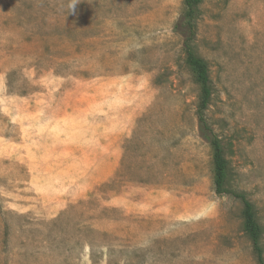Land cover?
Segmentation results:
<instances>
[{
    "label": "rangeland",
    "instance_id": "obj_1",
    "mask_svg": "<svg viewBox=\"0 0 264 264\" xmlns=\"http://www.w3.org/2000/svg\"><path fill=\"white\" fill-rule=\"evenodd\" d=\"M68 4L0 0V264H258L241 202L214 190L183 0ZM198 9L204 119L264 262V0Z\"/></svg>",
    "mask_w": 264,
    "mask_h": 264
},
{
    "label": "trees",
    "instance_id": "obj_2",
    "mask_svg": "<svg viewBox=\"0 0 264 264\" xmlns=\"http://www.w3.org/2000/svg\"><path fill=\"white\" fill-rule=\"evenodd\" d=\"M202 0H183L184 11L178 16L173 24V30L182 38V48L185 62L195 74L200 84L201 95L197 108V126L200 136L206 140L212 148L213 186L218 194L227 193L239 199L242 204L243 228L249 236L253 249L257 255L258 264H264L262 260L259 238L260 227L256 221L251 202L243 193L225 192L223 184L226 178L225 161L222 156V147L217 136L208 126L204 119L203 111L207 108L210 98L208 67L206 61L196 54L194 50L195 23L199 17L198 5Z\"/></svg>",
    "mask_w": 264,
    "mask_h": 264
},
{
    "label": "clouds",
    "instance_id": "obj_3",
    "mask_svg": "<svg viewBox=\"0 0 264 264\" xmlns=\"http://www.w3.org/2000/svg\"><path fill=\"white\" fill-rule=\"evenodd\" d=\"M79 2V0H69L68 9L69 12L74 9V6Z\"/></svg>",
    "mask_w": 264,
    "mask_h": 264
},
{
    "label": "crops",
    "instance_id": "obj_4",
    "mask_svg": "<svg viewBox=\"0 0 264 264\" xmlns=\"http://www.w3.org/2000/svg\"><path fill=\"white\" fill-rule=\"evenodd\" d=\"M57 210L59 211V208H58ZM57 210H56V211H57ZM54 215H55V214H54ZM54 215H52V216H54ZM52 216H51V217H52Z\"/></svg>",
    "mask_w": 264,
    "mask_h": 264
}]
</instances>
